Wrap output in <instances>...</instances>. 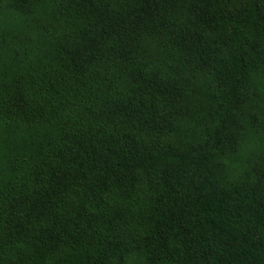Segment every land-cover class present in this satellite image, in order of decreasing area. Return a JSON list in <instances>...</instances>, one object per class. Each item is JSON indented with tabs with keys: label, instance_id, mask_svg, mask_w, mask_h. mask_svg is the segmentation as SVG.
Returning a JSON list of instances; mask_svg holds the SVG:
<instances>
[{
	"label": "trees",
	"instance_id": "trees-1",
	"mask_svg": "<svg viewBox=\"0 0 264 264\" xmlns=\"http://www.w3.org/2000/svg\"><path fill=\"white\" fill-rule=\"evenodd\" d=\"M263 147L264 0H0V264H264Z\"/></svg>",
	"mask_w": 264,
	"mask_h": 264
},
{
	"label": "rangeland",
	"instance_id": "rangeland-1",
	"mask_svg": "<svg viewBox=\"0 0 264 264\" xmlns=\"http://www.w3.org/2000/svg\"><path fill=\"white\" fill-rule=\"evenodd\" d=\"M264 147L262 149H259L255 152L248 153V157L246 158V153H242L240 157L237 158H230L233 159L227 160L225 162H228L226 164L229 166V164L234 166L233 169H236L234 175L232 174H224L226 179H221L224 184H232L236 179H238L240 176L243 175H249L250 173H258L262 172L264 173ZM235 159V160H234ZM231 162V163H230ZM237 172V173H236ZM124 264H140V261L137 257H132Z\"/></svg>",
	"mask_w": 264,
	"mask_h": 264
}]
</instances>
